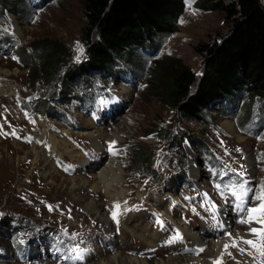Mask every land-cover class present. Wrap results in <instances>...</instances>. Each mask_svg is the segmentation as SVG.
<instances>
[{"label":"rangeland","instance_id":"obj_1","mask_svg":"<svg viewBox=\"0 0 264 264\" xmlns=\"http://www.w3.org/2000/svg\"><path fill=\"white\" fill-rule=\"evenodd\" d=\"M184 1L185 9L178 20V30L165 39L156 53L144 56L143 69L125 77L121 76L124 73L121 70L110 79L87 77L86 84L72 86L73 94L88 95L87 101H82L81 108L75 102L69 104V99L61 98L58 103L55 102L57 86L61 87L59 82H44L32 67L28 70L23 66L18 59V48L22 46L28 52L32 42L42 39L61 43L66 49L67 63L62 66L60 74L66 69V64L81 62L85 49L83 47V53H79L77 42L82 45V0H27L23 7H13L15 10H8L0 19V36L14 40L16 48L13 50L12 46L7 48L0 44V73L3 84H8L7 93L0 95V178L6 181L0 185V264H98L114 253L119 259L118 264H121L126 256L132 254L139 259L154 261L173 256L179 250L180 253L200 255L201 252L197 254L196 251L199 248L180 226L197 231L204 227L215 233V239L224 237V243L228 241L224 229L215 226L212 213L206 210L209 205L203 196L205 192L218 206L217 219L235 235L236 231L225 218L226 215H234V221L237 219L231 207L233 198L228 194V202L225 203L214 183L222 181L228 184L238 179L231 170L246 171V177L253 187L264 180V109L258 103L250 105L253 122L248 128L244 124L240 127L237 125L244 114V103H239L235 109L212 110V118L207 125L183 122L187 129L197 131V138L203 141V150L184 143L182 152L187 155L185 171L190 180L173 191L168 190L151 173L130 169V153L127 151L130 144L150 147L154 151V170L162 176L175 175V168L182 162L180 153H175L152 133L157 127L175 129L176 121L175 111L159 98L157 94L161 89L150 80L151 66L159 65L165 56H170L179 58L182 64L198 72L202 56L194 50V46L219 39L228 30L221 11L198 7L196 0ZM17 26L23 31V37L17 34ZM78 54L81 55L79 61L76 60ZM32 56H23V60H35ZM4 73L6 75L3 76ZM104 86L108 91L99 90ZM122 87L128 88L126 94H119L118 90L121 91ZM41 102L49 106V115L35 111L34 107ZM225 119L234 121L236 132L244 136L243 141H237L227 132L223 124ZM86 121L94 123L97 130L103 129L106 133L119 126L128 134L117 145H112L116 154L109 150L110 155L107 156L117 157L121 162L124 169L123 186L126 189L125 195L114 204L112 210L105 206L110 213L108 222L109 228L114 230L112 234H108L111 231L103 227L99 228L94 216H90L78 200L72 199L69 191L71 177L76 179L81 176L93 182L89 171L79 169L81 159H91L95 165H103L101 153L91 138L82 133ZM45 127H50L48 129L57 137L69 138L77 157L74 160L68 156L52 157L54 167L42 176L40 171L44 169V162H40L37 169L34 168L32 158L27 160L25 152L33 142L39 148L36 137L43 133ZM15 142L21 143L18 145ZM24 154L26 159H23ZM250 154L255 158L253 172L247 164ZM192 164L199 170L196 177L191 172ZM98 198L100 204L105 202L102 195ZM113 212L116 219H113ZM157 217L164 222L163 228L155 222ZM126 218L132 223H140L138 236L143 235L142 238L132 236L128 228L124 229ZM177 229L183 240L168 243ZM147 233L152 235L148 242ZM158 233L162 234V241H157L160 237ZM95 242L101 252H95L91 260L84 261L86 248ZM176 243L178 250L174 248ZM77 246L84 250L83 259L74 261L68 257L73 256L71 250ZM142 251H145L144 254H140ZM230 251L235 260L225 256V264H236V261L251 264V258L247 255H241L236 249Z\"/></svg>","mask_w":264,"mask_h":264},{"label":"trees","instance_id":"obj_2","mask_svg":"<svg viewBox=\"0 0 264 264\" xmlns=\"http://www.w3.org/2000/svg\"><path fill=\"white\" fill-rule=\"evenodd\" d=\"M26 1L0 0V19L8 10L23 7ZM196 4L204 9L221 11L228 25L227 32L219 39L194 46L202 56L198 72L182 64L179 58L165 56L159 65L151 66L149 75L152 84L161 89L157 94L159 98L175 111L176 121L175 129L157 127L152 133L175 153H180L182 162L174 167L177 169L175 175L162 176L154 170V151L150 147L140 144L127 147L130 169L151 173L170 191L190 180L185 171L187 155L182 152L184 143L203 150V141L197 138V131L187 129L183 122L207 125L212 118V110L235 109L239 103H244V114L237 125L244 124L248 128L253 122L250 105L256 102L264 109V2L196 0ZM82 6L84 22L80 39L85 54L81 62L66 64V69L60 74L66 62V49L61 43L42 39L32 42L28 52L22 46L18 48V59L23 66L28 70L32 67L44 82H59L61 87L57 86L54 95L57 103L61 98L69 99V104L72 100L80 104L87 101L88 95H75L72 87L86 84L87 77L110 79L120 73L119 70L125 77L143 69L144 56L156 53L165 39L178 30L185 1L82 0ZM0 40V43L15 44L14 40L4 36H0ZM31 54L35 60H23V56ZM101 89L107 90L105 86ZM34 109L41 115L51 113L43 102ZM211 158L214 159L213 155Z\"/></svg>","mask_w":264,"mask_h":264},{"label":"bare ground","instance_id":"obj_3","mask_svg":"<svg viewBox=\"0 0 264 264\" xmlns=\"http://www.w3.org/2000/svg\"><path fill=\"white\" fill-rule=\"evenodd\" d=\"M16 31L18 35L23 37V31L20 30L18 26L16 28ZM4 75H6V73H4L3 76ZM7 85L3 84L2 75L0 73V95L2 93L3 94L7 93V89H8ZM9 88L12 89V86L9 85ZM115 90L117 91V89ZM127 90L128 88L122 87L121 91L118 90V92H120L119 94L121 93L126 94ZM87 121L85 126L83 127L85 130L82 131V133H86L89 136V138H91L92 143L101 153V156L104 159L102 162L103 165L101 166L95 165L91 159H81L80 161L81 164L79 169L83 168L84 170L89 171L91 173V176L93 177V182H90L86 178H83L81 176H79L78 178L76 177V179L75 177H71L70 181L72 182L71 184L69 183L70 184L69 191L71 194V198L74 200L75 199L78 200L79 205L84 209H86V212L89 213L90 216H94L95 222L97 223V225H99L98 227L99 228L103 227L106 231H111V233L108 234H112L114 230H111L109 228L110 224L108 222L110 213L105 208V206L112 210L114 204L117 203L118 200L125 195L126 189L123 186L122 172L124 169L123 166L121 165V162L117 157H112V156L107 157V156L110 155V151H109L110 142L116 141L115 145H117L119 142L124 140L128 136V134L126 131L122 129V127L119 126H114L113 130L110 133H106L105 130L103 129L97 130L94 126V123ZM124 124H127V121H124ZM223 124L227 132L232 134L237 141L244 140V136L236 132V128L233 120L225 119ZM48 128L50 127H45L43 129V133L36 137L39 141L38 142L39 148H36V144L35 142H33L29 147V150L25 152V154H27L28 156V158L26 157L27 160H30L32 158L31 160H33V164H34L32 166H34V168H36L40 162L42 161L44 162V169L40 171V175L42 176H45L47 173H49L48 170L54 167L53 166L54 162H52V157L56 158L61 156H68L71 160H74L77 157V153L75 152L74 147H72L69 138H67L66 136L57 137ZM20 143L15 142V144L18 145H20ZM25 154L23 159L25 158ZM247 164L249 166L250 171L253 172L255 166V158L253 155L250 154L248 156ZM14 168H15V164H14ZM191 172L195 177L199 175V170L195 164H192ZM5 182H6L5 180L0 178V185H3V183ZM101 195L105 197V202H102L100 204L98 197H100ZM84 215L88 216L86 213H84ZM129 217L132 218L131 215H129ZM234 217H235L234 215L233 216L226 215L225 218L227 223L233 226L236 233L240 232L241 234H246L247 227L245 228L244 225L236 223V221H234ZM139 226L140 223L139 224L132 223V221H130L129 218H126L124 220V229L128 228L132 232L130 233L132 236L136 235L137 237L142 238L143 235L138 236ZM180 228L184 232V234L187 235V237L191 239L192 242L198 248H204V251L201 252L200 255L180 253L181 250H179L173 256L167 257L165 259L162 258L154 261L153 260L146 261V259H139L137 256L132 254L130 257L126 256L125 257L126 260L124 261V263L121 262V264H212L213 260L220 255L226 238L223 237L220 239L217 238L215 239L213 237L215 233L214 232L211 233L209 230L205 229L204 227H201L198 231L192 230L187 226L186 227L180 226ZM145 236L148 242L152 235L150 233H147V235ZM121 241H123L122 238ZM174 248L178 250V244ZM95 252L96 253L101 252L96 242L90 244L86 248V254H84V261L87 262V260H91ZM121 261L123 260L121 259ZM224 261L226 262L225 259ZM99 263L118 264L119 259L117 258V254L114 253L113 255L109 256V259L108 258L104 259L102 262Z\"/></svg>","mask_w":264,"mask_h":264},{"label":"snow or ice","instance_id":"obj_4","mask_svg":"<svg viewBox=\"0 0 264 264\" xmlns=\"http://www.w3.org/2000/svg\"><path fill=\"white\" fill-rule=\"evenodd\" d=\"M190 2V0H189ZM183 22V21H181ZM78 52L83 53V46L77 42ZM15 59V57H14ZM81 55H77L76 60L79 61ZM2 127V126H0ZM15 135V132L12 133ZM116 141H111L109 150L115 155L116 151H113L112 145H115ZM240 151V149H237ZM243 168V166H241ZM233 171L234 175L238 179L231 180L228 184L221 182L214 183V187L225 201L228 202V194L231 195L232 199V211L236 213V223L247 226L246 234L237 232L235 235L226 228L225 224L217 219L218 206L211 200L208 193H203L206 204L209 207L206 209L212 213L211 219L215 222V226L224 229V235L228 237V241L223 244V249L220 255L213 260V264H225L224 257L228 256L235 260L232 251L230 249H236L241 255H247L251 258V264H264V180H261L259 185L256 187L251 186V181L246 177V171ZM119 206L118 204L116 205ZM195 211V209H193ZM113 219H116V213L113 212ZM157 222L160 226L164 227V222L159 220ZM178 240H183V236L179 229L175 231V235L168 241L173 243ZM246 245L247 247H242ZM73 256L68 257L72 260L83 259V249L79 246L71 250ZM197 254L204 251V248H199ZM236 264H240L236 261ZM244 264H248L247 261Z\"/></svg>","mask_w":264,"mask_h":264}]
</instances>
